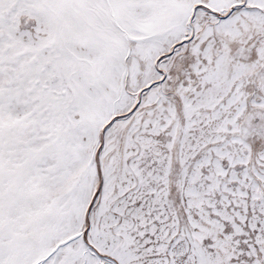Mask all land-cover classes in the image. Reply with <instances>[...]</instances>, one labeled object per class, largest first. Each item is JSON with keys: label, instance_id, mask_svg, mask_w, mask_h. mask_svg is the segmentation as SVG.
Returning <instances> with one entry per match:
<instances>
[{"label": "snow or ice", "instance_id": "6c2138e0", "mask_svg": "<svg viewBox=\"0 0 264 264\" xmlns=\"http://www.w3.org/2000/svg\"><path fill=\"white\" fill-rule=\"evenodd\" d=\"M0 264H264V0H0Z\"/></svg>", "mask_w": 264, "mask_h": 264}]
</instances>
